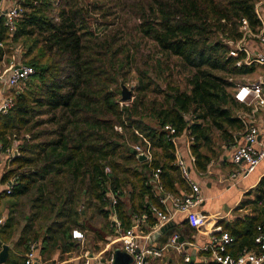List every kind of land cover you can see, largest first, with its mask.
<instances>
[{
  "label": "trees",
  "instance_id": "16d2710c",
  "mask_svg": "<svg viewBox=\"0 0 264 264\" xmlns=\"http://www.w3.org/2000/svg\"><path fill=\"white\" fill-rule=\"evenodd\" d=\"M259 1L22 0L11 36L0 17V62L18 49L21 64L34 70L13 93L12 108L0 113V144L18 151L0 176L1 185L11 183L10 194L0 193V205H11L0 225V250L21 221L16 246L28 252L36 244L41 255L73 248L66 242L88 212L100 215L104 227L113 226L108 216L115 212L121 230L128 229L131 214L153 203L155 169L164 190L180 195L187 181L164 125L179 136L190 132V172L207 173L216 142L233 143L247 126L237 111L249 108L233 94L236 80L254 67H237L243 54L229 51L243 38V19L252 33L261 29ZM130 80L133 99L123 103L120 85ZM135 132L150 142V162L137 159L132 145L142 139ZM256 191L236 209L248 212L220 222L214 233L233 238L231 256L259 253L254 238L264 227V177ZM23 198L28 213L17 209Z\"/></svg>",
  "mask_w": 264,
  "mask_h": 264
},
{
  "label": "crops",
  "instance_id": "0c3cea01",
  "mask_svg": "<svg viewBox=\"0 0 264 264\" xmlns=\"http://www.w3.org/2000/svg\"><path fill=\"white\" fill-rule=\"evenodd\" d=\"M21 2L22 0H0V17H2V12L7 10L11 5H21ZM255 12L262 23L259 32L263 31L264 33V0L255 4ZM259 32L255 35H258ZM245 42L246 47L253 54L264 53V42L260 41L257 37H247ZM12 50L13 54L10 56L4 55L0 62V67L7 65L12 57L17 56L14 54L20 52L18 49ZM14 60L16 63H21L16 57ZM252 66L254 67V72L242 77L241 81L243 82L238 83L237 85H244L248 82L256 81L259 76H264V66L256 64ZM8 92L13 94V91ZM242 113L246 114V117L244 118L247 125L246 128L253 126L258 129L256 147L264 148V108L257 106L255 108H249L247 112H244L243 110L237 111L238 115ZM242 134V132H236V140L230 144L216 142L214 148L216 156L207 173L200 176L191 169L190 177L199 185L203 201L190 213L175 215L170 222L172 224L171 227L166 229L164 233L160 234L152 243L156 246H162L166 244L173 235L178 234L180 236V242L184 244L180 253H177L172 249L164 252L161 259L158 260L159 264H177L178 259H181L183 263V258L186 256L191 258V261L188 264H210L214 262L209 253L204 252L202 248L209 243L210 237L221 229V226L218 224H220V222L230 223L236 218H241L248 212H241L236 209L242 203L254 200L255 197L258 196L256 188L260 180L264 177V159L246 178L236 184L233 183L230 179V175L238 167L232 163L231 154L235 146L243 143ZM191 144L192 143H190L186 137L182 136L175 149L177 160L178 158H182L186 162L188 168V148ZM145 161H147V159ZM145 161L142 160L140 162ZM3 169L4 167L1 165L0 176ZM187 186L188 187L185 190L181 191L179 196L187 195L191 192L188 183ZM2 191H5V186L0 184V193ZM110 195L111 193L108 194V196ZM158 196L159 194L153 190V203L151 205H156L162 208ZM10 206L11 205L7 203L6 209L1 213L2 215H0V219L3 220V223L10 211ZM95 216L98 218L96 224ZM114 218H117V215L115 212H111L108 216V222L113 224V226L108 227L109 225L105 224L107 227H104L102 226V223H106V221H104L100 215L94 214L91 216L88 212L87 218H85L81 224L83 228L75 229L82 234V238L78 239L72 237L66 242L67 245L68 243L73 245V248H70V250L65 252L64 247L58 246L44 255H41L38 249L35 251V258L39 261L37 264H83L86 258L89 259L90 264H105L107 259L112 254H115L116 250H122V232L119 231L113 223ZM24 223L25 221H21V228ZM154 226L155 222L150 219L137 229L136 233L139 238V245H142L145 240L149 243V237L155 232ZM20 229L15 236L9 238L6 237L7 241L2 244V247L7 246V256L0 264H27L26 256L29 251L24 252L23 247L16 246ZM39 243L40 241L38 242V245ZM229 247L230 245L227 248Z\"/></svg>",
  "mask_w": 264,
  "mask_h": 264
},
{
  "label": "built area",
  "instance_id": "2783aa9c",
  "mask_svg": "<svg viewBox=\"0 0 264 264\" xmlns=\"http://www.w3.org/2000/svg\"><path fill=\"white\" fill-rule=\"evenodd\" d=\"M57 5V0L55 2ZM22 10L20 4H13L7 10L2 12L1 16L4 20V26L11 36L16 31V22L21 16ZM241 30L243 38L231 45L229 55L237 58L239 54H243V58L236 62L237 67L252 66L254 64L264 66V53L253 54L245 45L247 37H257L260 41L264 42V33L260 31L255 35L250 30L246 20L241 21ZM12 57L9 63L0 67V113H7L14 104V96L8 91H18L22 88L28 78L33 74L32 67L16 63ZM234 99L248 108L261 107L264 108V76H259L256 81L248 82L244 85H237L233 94ZM241 120H244L246 114L238 115ZM245 121V120H244ZM242 132L243 143L233 148L231 160L238 168L231 173L230 179L234 184L246 178L255 167L264 159V148H257L256 142L258 137V129L255 127H248ZM115 130L120 132V127H115ZM162 131L165 133L166 138L177 147L179 139L184 136L190 143H193V137L188 130L183 131L179 136L176 129L171 125H164ZM141 139V144L132 145L135 154H143L146 156L147 161L152 159V150L150 142L142 137L138 132H135ZM12 149H4L0 144V166L6 167L11 160L16 157ZM177 165L180 167L184 178L190 186V193L187 195L179 196L164 191L161 184L159 175L160 169H155L150 177V183L153 190L159 194L160 204L162 208L151 205L149 209L142 213H134L131 216V226L122 231L121 224L117 218L113 219L121 235L122 251L131 256L132 261L130 264H159L158 260L161 259L164 252L169 249L180 253L183 248V243L180 242L178 234L173 235L169 241L162 245L156 246L149 244L147 240L142 245H139V238L137 236V229L145 224L148 220L152 219L155 222V232L171 222L173 217L177 214H188L202 201L200 187L190 177V170L186 162L182 158H178ZM105 172L109 173V168H105ZM11 186V185H10ZM6 186L5 191L7 194L11 193V187ZM162 194V195H160ZM157 195V194H156ZM111 204H116V199L113 195L109 196ZM3 220L0 219V225ZM257 234L254 238V243L259 250V253L253 251H243L238 256L234 257L227 253V247L233 243V238L228 233L221 235H212L209 243L205 245L202 250L208 252L211 259L217 264H263L264 263V227H257ZM73 238H82L79 231L72 232ZM36 244H31L29 252L26 256L27 264H37L39 261L35 258ZM191 258L186 256L183 258V263H190ZM114 255L112 254L105 264H113ZM63 264V263H59ZM83 264H90L89 259L86 258Z\"/></svg>",
  "mask_w": 264,
  "mask_h": 264
},
{
  "label": "water",
  "instance_id": "95a60500",
  "mask_svg": "<svg viewBox=\"0 0 264 264\" xmlns=\"http://www.w3.org/2000/svg\"><path fill=\"white\" fill-rule=\"evenodd\" d=\"M121 101L123 103L125 102H130L133 98H132V89L128 88L126 85L121 84ZM14 155L17 156L18 155V151L15 150L14 151ZM137 159H139L140 161L142 160H146V156L143 154H136ZM11 185V183H10ZM171 223H168L167 225H165L164 227H162L160 230L154 232L152 234L151 237H149V243L152 244L158 237L160 234L164 233L166 231V229L171 227ZM7 246H3L2 250L0 251V263L3 262V259L7 256ZM132 261L131 256H129L128 254H126L124 251L122 250H116L115 254H114V263L113 264H130ZM264 264V263H263Z\"/></svg>",
  "mask_w": 264,
  "mask_h": 264
},
{
  "label": "rangeland",
  "instance_id": "374dc122",
  "mask_svg": "<svg viewBox=\"0 0 264 264\" xmlns=\"http://www.w3.org/2000/svg\"><path fill=\"white\" fill-rule=\"evenodd\" d=\"M94 1H96V0H84L85 4H90L91 2H94ZM97 23L100 25L99 26L100 27L99 29L102 30V28L104 26L102 25L103 22L100 20V18H98ZM11 51H13V50H11ZM14 55H17V56H15L16 59H18L21 62L20 56H19L20 55V52L15 53ZM7 60H9V59H7ZM9 61H8V63H9ZM236 82L242 83L243 81H241L240 79H237ZM130 86L131 87L134 86V82L132 80H130L129 83L127 84V87L128 88H131ZM217 139H219L218 134H215L214 135V140L217 141ZM6 202H7V200H3L2 203H1V205H0V206H4V207H0V215H2L1 213L6 209V206H7V203ZM17 209H18L19 212H25V213H28L29 212V205H27V202L25 201V198L21 199L20 204H19V206H18ZM97 222H98V218L95 216V224ZM177 264H183L182 261H181V259H178ZM195 264H199V263H195Z\"/></svg>",
  "mask_w": 264,
  "mask_h": 264
}]
</instances>
